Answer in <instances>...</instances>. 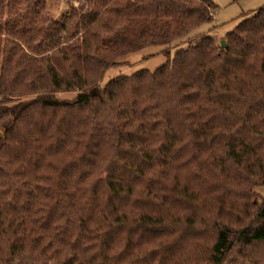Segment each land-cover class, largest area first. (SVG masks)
Masks as SVG:
<instances>
[{
	"label": "trees",
	"instance_id": "obj_1",
	"mask_svg": "<svg viewBox=\"0 0 264 264\" xmlns=\"http://www.w3.org/2000/svg\"><path fill=\"white\" fill-rule=\"evenodd\" d=\"M85 4L0 0V264H264V5L100 86L215 6Z\"/></svg>",
	"mask_w": 264,
	"mask_h": 264
},
{
	"label": "rangeland",
	"instance_id": "obj_2",
	"mask_svg": "<svg viewBox=\"0 0 264 264\" xmlns=\"http://www.w3.org/2000/svg\"><path fill=\"white\" fill-rule=\"evenodd\" d=\"M211 2L215 6L211 22L203 24L185 39L166 46L148 47L124 56L116 66L105 72L99 83L100 86L118 76H130L139 70L150 72L156 70L171 60L175 51L186 46L188 39L193 36H211L215 44L219 45L221 41L225 42V35L241 21L244 15L254 12L264 5V0H211ZM72 7L84 11L85 0H45L46 12L54 21L59 20ZM75 95L76 93H60L55 94L54 97L58 100H73ZM257 190L260 195L264 196V187H259Z\"/></svg>",
	"mask_w": 264,
	"mask_h": 264
},
{
	"label": "water",
	"instance_id": "obj_3",
	"mask_svg": "<svg viewBox=\"0 0 264 264\" xmlns=\"http://www.w3.org/2000/svg\"><path fill=\"white\" fill-rule=\"evenodd\" d=\"M220 45H221L222 47H224V46H225V42H224V41H221V42H220Z\"/></svg>",
	"mask_w": 264,
	"mask_h": 264
}]
</instances>
